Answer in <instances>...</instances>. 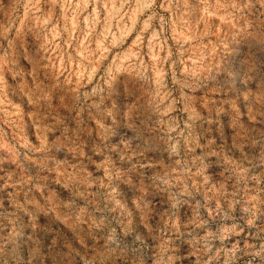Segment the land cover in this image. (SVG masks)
Here are the masks:
<instances>
[{"label":"clouds","instance_id":"clouds-1","mask_svg":"<svg viewBox=\"0 0 264 264\" xmlns=\"http://www.w3.org/2000/svg\"><path fill=\"white\" fill-rule=\"evenodd\" d=\"M0 264H264V0H0Z\"/></svg>","mask_w":264,"mask_h":264}]
</instances>
